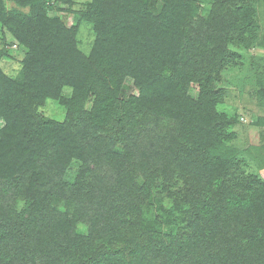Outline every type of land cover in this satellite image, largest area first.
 Instances as JSON below:
<instances>
[{"label":"trees","instance_id":"16d2710c","mask_svg":"<svg viewBox=\"0 0 264 264\" xmlns=\"http://www.w3.org/2000/svg\"><path fill=\"white\" fill-rule=\"evenodd\" d=\"M13 1L0 22L26 52L18 76L0 67V264H264V179L217 85L234 47L261 43L264 0H90L88 55L51 0Z\"/></svg>","mask_w":264,"mask_h":264},{"label":"rangeland","instance_id":"374dc122","mask_svg":"<svg viewBox=\"0 0 264 264\" xmlns=\"http://www.w3.org/2000/svg\"><path fill=\"white\" fill-rule=\"evenodd\" d=\"M74 1L71 7L58 0H51L60 9H50L49 13L59 16L68 27L77 25L79 16L75 11L90 0ZM5 2L9 8H20L13 0H5ZM261 19V43L252 44L251 47L246 48L234 47L243 55L242 63L224 71L223 77L217 85L225 93L224 101L218 105V110L232 117L237 115L240 121L230 129L236 133V137L230 142L239 147L240 156L244 157L246 162L245 170L259 174L264 179V100H259L264 93V85L261 82L264 77V11L261 12ZM95 36L91 22L84 20L78 23L77 46L85 55L90 53ZM25 52V47L20 45L0 22V67L7 75L18 76ZM64 93H67L66 88ZM138 93L139 89L134 86L133 80L128 78L122 89V97L126 98ZM189 94L198 98V84L193 83L190 86ZM38 110L46 116L59 120L64 118L66 111L64 106L52 99L39 105ZM3 125L4 121L0 119V128ZM1 187L4 191L0 201L11 200L14 192L8 187L2 185Z\"/></svg>","mask_w":264,"mask_h":264},{"label":"built area","instance_id":"2783aa9c","mask_svg":"<svg viewBox=\"0 0 264 264\" xmlns=\"http://www.w3.org/2000/svg\"><path fill=\"white\" fill-rule=\"evenodd\" d=\"M242 119H243V117H242Z\"/></svg>","mask_w":264,"mask_h":264}]
</instances>
